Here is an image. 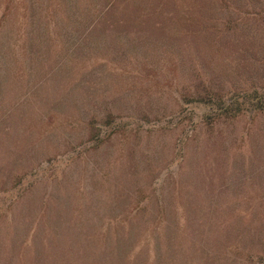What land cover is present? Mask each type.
<instances>
[{
	"label": "rangeland",
	"instance_id": "rangeland-1",
	"mask_svg": "<svg viewBox=\"0 0 264 264\" xmlns=\"http://www.w3.org/2000/svg\"><path fill=\"white\" fill-rule=\"evenodd\" d=\"M0 264H264V0H0Z\"/></svg>",
	"mask_w": 264,
	"mask_h": 264
},
{
	"label": "trees",
	"instance_id": "trees-1",
	"mask_svg": "<svg viewBox=\"0 0 264 264\" xmlns=\"http://www.w3.org/2000/svg\"><path fill=\"white\" fill-rule=\"evenodd\" d=\"M10 47H11V46L9 45V43H7V45H6V51H7V52H9V51L11 50ZM48 72H49V71H48ZM48 72H47V73H48ZM203 233H204V230L201 231V235H200L201 238L203 237V236H202ZM187 234H188V232H187ZM195 250L197 251V253L204 252V250H203L202 247L197 248V249H195ZM205 254H208V253H205Z\"/></svg>",
	"mask_w": 264,
	"mask_h": 264
}]
</instances>
